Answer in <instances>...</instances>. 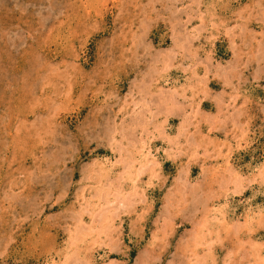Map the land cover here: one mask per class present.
<instances>
[{"label":"rangeland","instance_id":"rangeland-1","mask_svg":"<svg viewBox=\"0 0 264 264\" xmlns=\"http://www.w3.org/2000/svg\"><path fill=\"white\" fill-rule=\"evenodd\" d=\"M0 264H264V0H0Z\"/></svg>","mask_w":264,"mask_h":264},{"label":"bare ground","instance_id":"bare-ground-1","mask_svg":"<svg viewBox=\"0 0 264 264\" xmlns=\"http://www.w3.org/2000/svg\"><path fill=\"white\" fill-rule=\"evenodd\" d=\"M147 151V150H146ZM140 154H141V152H140ZM149 154V153H148ZM147 155V154H146ZM143 156V155H142ZM152 156V155H151ZM144 158V157H143ZM142 159V158H141ZM145 160V159H144ZM146 162H148V160H147V158H146ZM145 164V163H144ZM143 166H145V165H143ZM148 166V165H147ZM146 167V166H145ZM140 169H141V167H140ZM142 170H143V168H142ZM251 216V215H250ZM252 218V217H251ZM102 227V226H101ZM102 231V230H101ZM101 231H99V232H101ZM79 233H81V232H79ZM103 233H104V229H103ZM76 239H77V237H76ZM75 239V240H76ZM75 258V257H74Z\"/></svg>","mask_w":264,"mask_h":264}]
</instances>
